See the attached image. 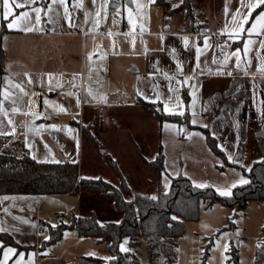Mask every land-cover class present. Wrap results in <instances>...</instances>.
Returning a JSON list of instances; mask_svg holds the SVG:
<instances>
[{"label":"crops","instance_id":"crops-1","mask_svg":"<svg viewBox=\"0 0 264 264\" xmlns=\"http://www.w3.org/2000/svg\"><path fill=\"white\" fill-rule=\"evenodd\" d=\"M109 2H112V0H107L108 6L103 7L105 0H97L96 4H92L91 0H65L63 5L60 3L52 4V0H35V3H29L23 8L15 9L17 14L29 12L32 17H35L33 9H42L40 13L41 23L37 25L33 19L28 24L29 27L38 29L33 31L9 29L7 21L1 18L4 31L1 33L0 42L3 49L4 61L0 79L4 81V76H7L12 71L10 69L17 67L18 73L15 70L12 73H15L14 76L17 78L15 82L22 84L26 79L24 73L27 72L26 70H30L26 67L25 63L27 62L26 52H15L13 44L16 42H18L19 46H22L27 41L41 43L43 39L48 38V42L54 45L55 51L64 54V58L69 61L76 58L75 52L78 48L81 54L79 58L80 74L77 79H66L58 91H72L78 95L80 107H83L85 115L79 121L69 118L59 119V115L66 116L67 113L43 109L42 98L40 96L42 86L40 82H35L37 77L31 71H28L27 73L32 77L33 83L31 85L24 83L23 85L26 90L37 93V96H24L23 101L18 105L19 110L14 113L8 111L12 105L5 102V106L0 108V131L11 133L14 127L15 134L5 136H10L14 140L16 138L22 140L25 149L36 161L59 162L67 160L77 163L79 171L81 132L87 129L89 134L91 133L90 130L97 134V130L101 129L96 124L98 111L101 108H103L102 111H105V106L110 105L109 103L114 95V92H111V87L119 86L116 90L118 91L122 86H127L129 92L123 95L121 93L120 96H123V98L119 96L120 101L117 103L118 105L116 101H113V105L135 112V115L142 113L149 116V118L147 117L148 121L155 128L156 142L151 146L153 150L152 159L144 157L132 140L133 138H130L135 148L134 155H138L144 167L157 172L155 179L151 181L154 185V190L158 184H161L162 188L167 190L171 178L179 174L189 178L194 185L204 184L215 188L217 191L225 187L232 190L231 185L233 183H236L237 186L241 185L239 184L241 177L248 180L240 167L225 165L222 159L212 152L207 145L201 128H203L202 125H208L210 129L212 128L211 113L209 114L206 107L211 110L213 109L215 101L213 96L221 87H225V91L233 89L239 91L241 86H256L261 92V101L264 102V74L260 72V69L264 67V49H258L257 45H253L252 50L247 56H244L243 52L241 53V58L244 62L242 63V68L247 67L248 74H245L241 69L233 70V60L229 61L227 69H221L219 64L212 63L213 58L222 60L223 56L230 51L237 47L242 48L243 40H238L236 43L228 41L232 43V48L226 49L224 54H221L220 49L216 47L203 49V54L200 57L203 74H201L200 69H197L195 75L189 81V85H181L178 92L169 93V81L165 79L164 73L167 72L169 76H175L177 79L183 80V76L177 73V61L179 60L183 63L184 73H189V70L194 68L196 64V47L203 48V35L201 40L198 41L197 34L190 32L187 22L175 18L171 22L172 28L167 30L163 21L162 8L152 4L145 7V9H152L155 18L152 21V17L149 16L148 22L145 21V23L148 25L152 21L157 25L156 28L158 29L146 31L145 47L140 58L141 66L138 64L136 66L133 65L127 70L128 74H124L122 71L120 78H116L114 81L110 57L104 53L102 42H100L104 34L103 15L107 7L110 9ZM124 2L135 7V3L132 1L126 0ZM115 3L119 5L123 2L115 1ZM145 4H147V0ZM226 4L229 8L228 14L225 13ZM49 7L53 11H48ZM207 7L208 9L203 7L201 9L205 12L207 19L205 34L212 37L209 43L224 42L227 40L226 36H216L214 34L218 33L228 23L231 13L239 7V2L238 0H219V4H216V2L214 3L210 0ZM65 9L73 17L72 23L78 25V27L68 26V20L65 18ZM97 11L100 12L99 17L96 16ZM259 11L260 9H257V12ZM86 12H91L92 15L86 17ZM97 20L99 23L97 26H94V22ZM248 26L246 25V27ZM21 27H24V25L22 24ZM160 35L165 37L164 41L159 39ZM183 36L190 38L189 48L187 49L183 44ZM6 37H8L7 41ZM262 38L264 37H252L253 40L257 41ZM77 43H79V46ZM161 46H164L166 50L160 51ZM173 48L176 49L175 56L172 54ZM60 53H58V56ZM47 58L50 59L51 57L47 56ZM31 59L33 61L30 64L36 66L39 57ZM248 61L251 62L250 67L248 66ZM157 67L160 69L159 72L156 71ZM218 71H232L233 75H220L217 74ZM150 74L152 75L150 76ZM191 85H195V89ZM172 86L176 87L174 82ZM5 87L12 86H5L3 82L0 84V93L4 91ZM12 90L19 93V90L14 87H12ZM183 90H185L187 96L186 102L183 98ZM128 93L131 94V97L128 96ZM158 94L160 96L159 100H157ZM168 95L177 96L181 101L180 110L187 112L189 116V124L192 128L186 133L183 131L184 134L181 133V136L179 134L180 128L176 123H160L145 107L135 104V100L138 97L149 103H153L151 101L156 100L155 103H159L162 110L164 103H168L170 111L163 112L170 114L171 111H175V102L167 101L165 97ZM145 97H148V99H145ZM0 99H2V96H0ZM30 100L35 101V103L30 105ZM194 100L195 103L193 104ZM63 105L64 107L68 106L66 102ZM262 105L264 106V103ZM5 111H8L7 115L4 114ZM25 113H28V115H25ZM9 119L12 120V124H9ZM193 119L197 121L196 124L191 123ZM114 122L116 123V121ZM53 124L56 125V128L51 127ZM136 128H134L132 133L137 131ZM70 129L71 131H69ZM258 129L254 130L257 131ZM189 133H200V136L193 135L189 139ZM92 135L90 134L94 140L95 136ZM253 137L254 139L256 138L255 136ZM261 139L264 147V133ZM253 141L256 144L255 140ZM95 146L98 149L102 148L100 143ZM159 152L163 156V168L160 171L144 164L143 160L151 162ZM101 155L105 159L106 155L112 158L105 150L101 152ZM125 181L127 183L126 179ZM129 188L131 187L129 186ZM45 199L46 197L34 195L0 196V228H5L6 231L4 233L11 235L15 241L14 245L7 244L5 246L12 247L17 252V255L12 256L8 260V264H13V261L18 259L20 254L23 255L21 264H38L36 259L39 252L37 238L38 234L43 232V229L40 227L39 221L41 219L37 217V213ZM38 228H41L42 231L38 232ZM2 259L3 254L0 252V260Z\"/></svg>","mask_w":264,"mask_h":264},{"label":"rangeland","instance_id":"rangeland-1","mask_svg":"<svg viewBox=\"0 0 264 264\" xmlns=\"http://www.w3.org/2000/svg\"><path fill=\"white\" fill-rule=\"evenodd\" d=\"M212 1L219 4V0ZM137 2L145 4L146 0H137ZM196 2L201 7L208 9L210 0H196ZM129 9L132 10L131 17ZM149 16L153 21L155 15L152 9H138L136 3L135 7L123 2L111 9L108 7L105 9L103 15L104 34L100 42H102L104 53L110 57L114 81L116 78H120L122 71L124 74H128L127 70L133 65L141 66L140 58L145 47L146 31L158 29L152 21L148 25L145 23V21L148 22ZM130 19L131 23H129ZM141 24L144 25L143 32L140 31ZM7 40L8 37H6ZM48 41V38L43 39L41 43L27 41L22 46L16 42L13 46L17 53L26 52L27 62L25 63L26 67L30 69L26 71H31L37 77L35 82H40L42 86L40 92L42 108L59 111L58 109L63 107L67 109L64 112L67 114L66 116L59 115V119L82 120L85 112L80 104L77 105L79 96L72 91H58L66 79H77L79 76L80 51L77 48L76 58L69 61L64 58V54L56 52L54 45ZM77 45L79 46V43ZM58 53H60L59 56ZM47 56L51 58L48 59ZM33 57H39L36 66L30 64ZM19 62L21 63V61ZM10 70H12L10 74L4 76L5 86H13L17 81L15 73L12 72L15 70L18 73V68L14 67ZM27 72L24 73L26 78L24 83H27L28 80ZM118 87H111V92H114V95L110 105L105 106L106 110L102 111L103 108H101L98 111L96 124L101 129L97 130V134L90 130V134H93L95 139L91 138L87 129L80 134L79 173L81 177L100 178L120 188L117 175L110 168L105 157L101 155V152L105 150L117 162V166L132 188V190L130 188L132 192L154 195V185L151 181L155 179L157 172L144 167L138 155H134L135 148L132 140L144 157L152 159L151 146L156 142V131L148 121L149 116L142 113L135 115V112L117 106L121 93L123 95L129 92L127 86H122L120 90L116 91ZM50 88L51 90H49ZM128 96L131 97V94L128 93ZM120 97L123 98V96ZM213 98L215 100L213 109L206 107L209 114L211 113L212 128L210 130L212 135L217 138L218 145L225 151L227 158L228 155H232L239 160V164L243 165L244 169H250L253 161L258 159L253 136L259 129L257 131L254 129L260 128L261 121L264 119L262 117L264 102L261 101L259 88L250 85L241 86L239 91L235 89L225 91V87H221ZM45 99L49 101L48 105H44ZM113 101H116L117 105L114 106ZM64 102L68 104L67 107H64ZM238 124L239 127H237ZM134 128L137 131L132 133ZM182 129L185 133L191 130L188 127ZM183 131L179 130L180 136ZM99 143L102 146L100 149L95 146ZM218 170L220 171V169ZM125 198L129 199L130 196L125 195ZM91 212L101 223L118 222L121 218L120 213L112 210L111 199L107 195L80 190L76 194L46 196L37 213V217L41 219L40 227L43 229L37 238L39 248L36 257L37 263L110 264L111 254L108 250V243L91 237H79L75 229L68 227L64 229L61 238L55 243H48L45 239V237H49L48 226L59 223L69 225L73 217L87 216ZM232 213L231 208L224 207L219 203H215L209 208L202 206L196 220L185 222L183 234L176 240L177 255L173 264H234L229 261L231 246L237 250V264H255V247L264 237V232L262 233L261 230L264 226V202L250 201L246 208L233 219L234 226L231 229H225L227 219ZM125 240L127 244H124ZM207 243H209L208 253L205 263H203L201 255L203 246ZM122 244L128 251L120 250ZM224 245L229 246L227 252L224 251ZM119 250L124 256L123 259L129 261L135 259L136 263L134 264H164L162 255H158L153 260L149 259L143 237L139 238L134 249L130 247L128 238L123 237L119 244Z\"/></svg>","mask_w":264,"mask_h":264},{"label":"trees","instance_id":"trees-1","mask_svg":"<svg viewBox=\"0 0 264 264\" xmlns=\"http://www.w3.org/2000/svg\"><path fill=\"white\" fill-rule=\"evenodd\" d=\"M124 2L126 0H115ZM179 0H156L155 5L160 6L163 11L165 28H171V22L182 19L187 22L188 29L197 34L198 41L206 33L207 19L205 12L196 0H184L178 8L172 4ZM256 12L253 13V15ZM0 26L1 33L4 31L3 22ZM3 49L0 42V73L3 68ZM183 98L186 102L187 96L183 90ZM135 104L145 107L160 122L176 123L180 129L192 128L189 124L187 112L184 115L167 114L163 112L159 103H149L140 97L136 98ZM264 113V106H263ZM264 121H261V125ZM207 145L225 165L237 166L243 170L250 181L248 184L239 185L231 190L232 195L221 196L219 192L211 187H197L184 175L172 177L167 190L158 184L154 195L132 192L122 176L116 162L106 155V161L120 181V188L111 183L97 178H86L79 176L77 163L67 160L59 162H39L33 159L25 149L22 140L10 136L0 135V196H23L34 195L46 197L49 195L76 194L80 190L107 195L111 199L112 210L120 213L118 222H104L97 220L96 215L91 212L87 216L73 217L70 224L59 223L48 226V243L57 242L64 229H75L79 237H91L98 241L108 243L111 254L110 264H134L135 259L125 260L119 250V244L123 237L128 238L129 245L135 248L140 237L144 238L145 248L150 260L162 255L164 264H173L177 255V238L184 231L187 221L196 220L201 207L209 208L215 203L231 208L233 213L227 219L225 229H231L233 219L240 211H243L250 201L264 202V147L261 138H255V150L258 159L253 161L250 169L246 170L239 163L228 161L227 155L218 145V140L212 135L209 127L201 128ZM184 134V132H182ZM144 164L154 167L158 171L163 168V156L159 152L151 162L145 160ZM125 195L130 196L129 199ZM156 199L153 200L152 197ZM176 217V219H173ZM264 232V226L262 227ZM0 241L4 245H14L12 236L0 232ZM209 243L203 246L201 255L202 262L208 253ZM229 261L237 264V250L231 246L229 250ZM254 263L264 264V237L260 239L254 251Z\"/></svg>","mask_w":264,"mask_h":264},{"label":"snow or ice","instance_id":"snow-or-ice-1","mask_svg":"<svg viewBox=\"0 0 264 264\" xmlns=\"http://www.w3.org/2000/svg\"><path fill=\"white\" fill-rule=\"evenodd\" d=\"M114 3L115 0H112ZM133 3L137 4L138 9H142L147 7L148 5H152L156 3V0H147V4H140L137 2V0H132ZM184 0H179L178 3L172 4L173 8H178L183 4ZM239 2V7L235 9L234 12L231 13L230 18L228 23L225 24L224 28L221 29L218 33L214 34L216 36H226L227 40L221 43H216V44H210L209 41L212 40L211 36H208L207 34H203V48L196 47V64L194 68L189 70V73H184L183 69V63L180 62L179 60L177 61V73L181 76H183V80L177 79L175 76H169L167 72L164 73V77L166 80L169 81V86H168V92L169 93H176L179 91V86L181 85H189V81L193 78V76L196 73L197 69L201 70V74H203V70L201 69V60L200 57L203 54V49H208L210 47H216L219 48L221 51V54H224L226 49H231L232 48V43H236L238 40H243V47H237L236 49L230 51L228 54L223 56L222 60H218L216 58L212 59L213 64H219L221 69H227L229 65V61L233 60L232 68L233 70L236 69H241L245 72V74H248V68L244 67L242 68V61L241 58V53L243 52L244 56H247L249 52L252 50L253 45H257L258 49H264V38L257 40H253L252 37H264V0H238ZM29 3H35V0H0V18L3 20L7 21V27L9 29H15V30H23V31H33V30H38L33 27H29L28 24L31 23L34 19L35 24H40L41 23V16L40 13L42 9L40 8H35L33 9V12H35V17H32L29 12H23L21 14H17L15 9L18 8H23ZM60 3L63 5L65 3V0H52V4H57ZM92 4H96L97 0H91ZM79 6V5H78ZM107 6V0H105V5L103 7ZM257 9H260L259 12H257ZM48 11H53L51 7L48 8ZM256 12L257 14L255 17H253V13ZM225 13H229V8L226 4L225 6ZM86 17H90L92 15L91 12H86L85 13ZM132 15V10L129 9V16L131 17ZM96 16H100V12H96ZM65 18L68 20V26L69 27H78V25H75L72 23L73 17L67 13V9H65ZM251 23L249 24V22ZM99 21L94 22V26H97ZM129 23H131V19L129 20ZM24 25V27H21V25ZM246 25H249L246 27ZM140 31H144V25H140ZM159 39L161 41L165 40V37L163 35L159 36ZM183 44L185 48H189V40L190 38L188 36H183L182 37ZM228 41H231L232 43H229ZM160 51H165V47L161 46L159 49ZM176 49H172V54L175 56ZM255 58V57H253ZM205 63H207L205 61ZM248 66L250 67L251 62L248 61ZM154 67H156L154 65ZM156 71L159 72L160 69L157 67ZM260 72L264 74V67L260 69ZM217 74L220 75H228L232 76L233 72L232 71H218ZM28 75V74H26ZM152 74H150L151 76ZM4 81L0 79V84H2ZM173 82L176 87H173ZM28 85H31L33 83L32 77L28 75V80H27ZM12 87L15 89L19 90V93L14 92L12 90ZM12 87H5L4 91L0 93V96H2V99H0V108H3L5 106V102L8 104H11L12 107L8 109V111L11 112H16L19 110L18 105L23 101L24 96H37V93L31 92L26 90L25 86L20 83H16ZM193 89H195V85H191ZM51 90V88L49 89ZM22 94V95H21ZM142 94V93H141ZM145 99H148V97H145ZM160 99L159 94L157 95V100ZM165 99L169 102L174 101V107L175 111H171L170 114L174 115H184V112L180 110L181 108V101L178 99L177 96L173 95H168L165 97ZM151 102L155 103L156 100H152ZM35 101L30 100L29 104H34ZM195 103V100L193 101V104ZM49 101L47 99L44 100V105H48ZM80 100L77 98V105L79 106ZM60 112H65L67 109L60 107L58 109ZM8 111H5L4 114L7 115ZM163 111L169 112V105L168 103H164V108ZM25 115H28V113H25ZM195 115V113H193ZM262 117H264V113H262ZM9 124H12V120L9 119ZM192 124H196L197 121L193 119L191 121ZM43 127V126H41ZM52 128H56V125H51ZM202 127L207 128L208 125H202ZM239 127V124L237 125ZM59 130V129H57ZM71 131V129L69 130ZM180 131H183V129H180ZM15 134V128L13 127L11 133H5L0 131V135H14ZM200 136V133H189L188 138L191 139L192 136ZM223 150V149H222ZM228 161L232 163H239V160L234 158L232 155H228ZM223 167V165H221ZM243 167V165H241ZM251 171V169H248ZM250 181L247 179H244L241 177L239 180V184L244 185L248 184ZM197 187H206L207 185L204 184H197ZM237 187L236 183H233L231 185V188ZM219 194L221 196H230L232 195L230 188L225 187L223 189H218ZM153 200L156 199L155 196L152 197ZM173 219H176V217H173ZM27 223V221H25ZM55 227V225H53ZM6 231L5 228H0V232ZM45 239H49V237H45ZM124 244H127V241H124ZM124 244L120 246L121 251H128L126 247H124ZM224 251L227 252L229 250L228 245H224ZM0 252L3 254V259L0 260V264H8V260L12 257L17 255L16 249L12 247H6L2 241H0ZM23 259V255L20 254L19 258L13 261V264H21V261ZM227 259V257H225Z\"/></svg>","mask_w":264,"mask_h":264},{"label":"water","instance_id":"water-1","mask_svg":"<svg viewBox=\"0 0 264 264\" xmlns=\"http://www.w3.org/2000/svg\"><path fill=\"white\" fill-rule=\"evenodd\" d=\"M109 6H110V9H111V8L117 6V3H115V2H114V3L111 2V3L109 4ZM263 133H264V125L262 124V125L260 126L259 130H258L257 132H255L254 136H255L256 138H261V137L263 136Z\"/></svg>","mask_w":264,"mask_h":264},{"label":"built area","instance_id":"built-area-1","mask_svg":"<svg viewBox=\"0 0 264 264\" xmlns=\"http://www.w3.org/2000/svg\"><path fill=\"white\" fill-rule=\"evenodd\" d=\"M78 92V91H77ZM38 232H41L42 231V229L41 228H38V230H37Z\"/></svg>","mask_w":264,"mask_h":264}]
</instances>
